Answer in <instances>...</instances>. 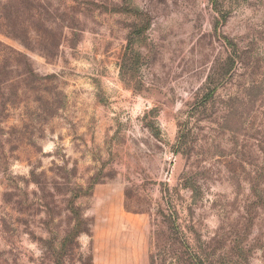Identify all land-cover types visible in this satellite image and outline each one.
I'll use <instances>...</instances> for the list:
<instances>
[{
    "label": "rangeland",
    "instance_id": "374dc122",
    "mask_svg": "<svg viewBox=\"0 0 264 264\" xmlns=\"http://www.w3.org/2000/svg\"><path fill=\"white\" fill-rule=\"evenodd\" d=\"M0 264H264V0H0Z\"/></svg>",
    "mask_w": 264,
    "mask_h": 264
},
{
    "label": "trees",
    "instance_id": "16d2710c",
    "mask_svg": "<svg viewBox=\"0 0 264 264\" xmlns=\"http://www.w3.org/2000/svg\"><path fill=\"white\" fill-rule=\"evenodd\" d=\"M206 98H208L207 100H205V102H204V106H206L207 105V103H209L211 100H213L214 99V94L212 93L210 96H206ZM194 111L196 112V114L199 116V114L201 115V112H200V110L198 109V108H196L195 107V109H194Z\"/></svg>",
    "mask_w": 264,
    "mask_h": 264
}]
</instances>
